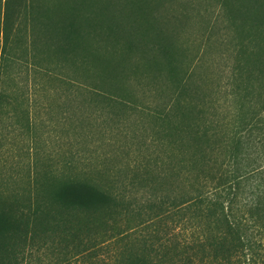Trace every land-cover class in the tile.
<instances>
[{
	"label": "trees",
	"instance_id": "obj_1",
	"mask_svg": "<svg viewBox=\"0 0 264 264\" xmlns=\"http://www.w3.org/2000/svg\"><path fill=\"white\" fill-rule=\"evenodd\" d=\"M31 1L2 4L1 75L19 59L8 46L14 31L22 37L27 16L32 28H45V46L61 58L76 55L98 30L101 42L138 52L147 71L160 70L163 58L175 72V50L162 38L145 42L152 25L137 40L125 39L120 21L93 0H68L55 10ZM235 8L244 15L232 20L229 111L207 116L189 92L190 69L175 72L171 94L153 112V160L95 170L69 150L58 168L51 154L41 157L33 135L25 153L6 158L1 116L14 98L0 82V264H82L84 256L86 264H98L102 255L109 264H264V0H238ZM46 65L42 71L55 76ZM108 94L118 104L116 92ZM19 117L28 133L29 113ZM79 160L88 170L75 166Z\"/></svg>",
	"mask_w": 264,
	"mask_h": 264
},
{
	"label": "rangeland",
	"instance_id": "obj_2",
	"mask_svg": "<svg viewBox=\"0 0 264 264\" xmlns=\"http://www.w3.org/2000/svg\"><path fill=\"white\" fill-rule=\"evenodd\" d=\"M67 1L31 2L55 10ZM93 1L95 7L110 9L111 18L120 21L125 29L124 38L131 34L137 40L145 32V24L152 25L145 42L158 45L162 38L175 50V60L178 59L175 72L178 76L183 69H190L188 88L199 108H206L207 116L221 117L229 111L226 93L230 92V68L235 61L233 49L237 42V25L232 20L244 15L235 8L238 0ZM3 2L0 0V24ZM30 21L27 16L28 27L21 29L22 37L20 30L14 31L12 46H8L11 57L17 55L19 59L7 63L6 76L0 73L4 91L14 98L12 104L4 105L1 116L3 156L25 153L29 136L33 135L41 157L51 154L53 157L48 158L58 168H62L61 161L69 150L77 152L79 158H88L86 164L95 170L112 168L114 172L124 162L132 166L133 161L153 160L158 155L151 139L153 112L171 94L169 78L175 76V72L165 69L163 58H159L160 70L147 71V63L140 60L138 52L121 53L123 43L118 41V45L112 46L109 40L101 42V37H96L98 30L84 40L76 55L61 58L45 46V28H32ZM30 29L37 33L33 38H28ZM82 57L86 63L80 61ZM43 64L55 67V76L45 74ZM109 92H116L118 104L107 98ZM23 111L33 121L28 133H23L18 124ZM83 165V161L75 163L79 170L86 169ZM79 260L87 263L85 256ZM107 260L102 255L94 262L109 264Z\"/></svg>",
	"mask_w": 264,
	"mask_h": 264
}]
</instances>
